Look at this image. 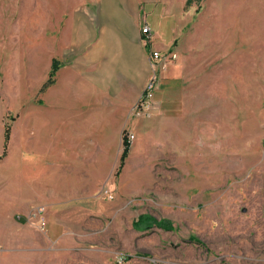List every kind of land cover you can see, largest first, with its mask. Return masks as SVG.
I'll list each match as a JSON object with an SVG mask.
<instances>
[{
    "label": "rangeland",
    "instance_id": "rangeland-1",
    "mask_svg": "<svg viewBox=\"0 0 264 264\" xmlns=\"http://www.w3.org/2000/svg\"><path fill=\"white\" fill-rule=\"evenodd\" d=\"M84 1L0 0V264L21 260L7 252L22 244L10 209L21 210V229L46 234L49 223L42 232L27 221L29 204L53 182L54 160L60 189L72 168L83 177L72 156L88 144L91 200L57 207L72 215L76 248L60 264H264V0H140L149 51L179 59L160 74L151 117L136 116L137 102L115 118L91 109L113 122L101 126L75 125L84 108L63 85L62 61L54 91H42ZM141 216L174 229L138 230Z\"/></svg>",
    "mask_w": 264,
    "mask_h": 264
},
{
    "label": "crops",
    "instance_id": "crops-1",
    "mask_svg": "<svg viewBox=\"0 0 264 264\" xmlns=\"http://www.w3.org/2000/svg\"><path fill=\"white\" fill-rule=\"evenodd\" d=\"M81 8L80 12H74L68 18L65 26L67 37L61 42L59 58L55 56L52 64L50 63L42 75V83L44 85L49 80L53 63L62 61L64 65L60 66L59 74L63 75V85L75 96L77 102L74 101V104L84 108L75 125H110L113 124L111 120L92 114L91 109H110L111 117L114 118L116 111H128L143 93L151 76L149 57L151 51L156 49L149 51V44L144 41L140 0H85ZM57 75L58 73L55 83L49 86L51 91H54ZM76 137L86 140L88 135L84 133ZM83 147L84 151L79 152L78 158L74 154L72 156L83 164V177L79 176L76 180L75 174L82 171V168H72L71 174L64 177L66 182L67 179H73L72 185L66 183L68 187L60 189L61 177L56 175L61 164L59 160H54L52 165L56 171L50 175L53 182L47 183L39 194V199L29 204L34 205V209L39 206L49 209V231L46 234L21 229L22 223H15L20 216H16V213L21 210L10 209L11 221L20 229L19 238L21 237L22 244L18 248H8L7 252H20L19 264H60L59 253L76 251L74 244H69L67 235V221L72 219V215L57 207L59 204L67 205V202L73 200H78L85 206L86 201L91 200L90 144ZM28 203L29 201L24 202L25 205ZM27 208L25 206L22 211ZM81 214L76 215H80L81 218H78L83 220ZM12 262L10 259L9 263H1Z\"/></svg>",
    "mask_w": 264,
    "mask_h": 264
},
{
    "label": "built area",
    "instance_id": "built-area-1",
    "mask_svg": "<svg viewBox=\"0 0 264 264\" xmlns=\"http://www.w3.org/2000/svg\"><path fill=\"white\" fill-rule=\"evenodd\" d=\"M143 35H145V43L151 41L152 31L148 25L142 30ZM179 59V54L174 51L168 53H162L161 51H151L150 53V63L152 67V75L146 85V88L141 95L140 99L134 106V113L136 116L149 118L151 117L153 111L155 110L154 98L159 87L160 74L167 71L170 67L177 63ZM135 140L134 134L128 135V141L131 143ZM27 221L33 222L37 228L46 232L48 225L47 209L45 206H39L35 208L28 216H26Z\"/></svg>",
    "mask_w": 264,
    "mask_h": 264
},
{
    "label": "trees",
    "instance_id": "trees-1",
    "mask_svg": "<svg viewBox=\"0 0 264 264\" xmlns=\"http://www.w3.org/2000/svg\"><path fill=\"white\" fill-rule=\"evenodd\" d=\"M58 71V62L55 61L53 63V68L49 77V80L46 82V84L43 86L42 91L47 89L49 86L53 85L55 83V77ZM6 143L10 140V130L7 128L6 130ZM123 152L120 158V165L117 171V176H119L123 170V167L126 163L127 158L129 157L130 151H131V143L128 141V139H124L123 141ZM6 151L3 153V155L0 156V162L6 157ZM154 225H157L159 228L167 230V231H173V225L172 222L169 220H155L149 216H141L140 219L134 223V227L138 230L144 229V228H152Z\"/></svg>",
    "mask_w": 264,
    "mask_h": 264
}]
</instances>
